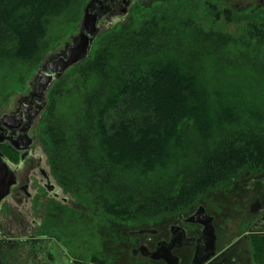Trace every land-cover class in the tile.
<instances>
[{"label":"trees","instance_id":"obj_1","mask_svg":"<svg viewBox=\"0 0 264 264\" xmlns=\"http://www.w3.org/2000/svg\"><path fill=\"white\" fill-rule=\"evenodd\" d=\"M87 1L0 0V94L43 62L51 20L65 13L79 25ZM192 1L180 0L182 12ZM204 2L210 19L243 33L206 30L167 4L139 10L69 71L83 85L65 93L62 78L47 97L40 130L54 175L116 221L150 227L264 173V105L254 99L264 92V7ZM256 243L264 264V238Z\"/></svg>","mask_w":264,"mask_h":264},{"label":"flooded vegetation","instance_id":"obj_2","mask_svg":"<svg viewBox=\"0 0 264 264\" xmlns=\"http://www.w3.org/2000/svg\"><path fill=\"white\" fill-rule=\"evenodd\" d=\"M9 134L13 140L18 136ZM4 148H8L7 151L4 152ZM0 150L15 177L0 205V264L258 263L255 248L256 242L264 238V191L251 185L254 181L242 184L238 181L226 190L237 189L241 184L243 189L254 192V200L244 210L249 220L243 225V232L232 241L221 245L223 234L217 218L222 210L212 212L205 207L214 219L215 248L211 249L204 226L187 220L197 210L162 220L150 228L140 225L137 229V226L117 221L122 227L117 235L112 228L115 220L110 215L103 222L108 226L105 229H99L98 212H92L90 225H87L81 212V193L76 190L80 185L75 184L76 188L68 190L70 187L54 180L52 169L43 165V159L35 163L32 150L19 152L8 142L0 144ZM17 207L30 221L23 233H18L15 227L20 217Z\"/></svg>","mask_w":264,"mask_h":264},{"label":"rangeland","instance_id":"obj_3","mask_svg":"<svg viewBox=\"0 0 264 264\" xmlns=\"http://www.w3.org/2000/svg\"><path fill=\"white\" fill-rule=\"evenodd\" d=\"M210 2H214L217 4H220V6L228 7L232 10H238V9H247L251 12L264 7V0H209ZM182 3V2H181ZM180 0H132L131 4H129V8L127 10V13L121 15L117 14L113 18H110V20H104L102 21L103 24L101 25L102 34L105 32H109L116 29H124L131 25V23L134 21V17L138 14V11L140 12L144 10H149L151 8H154L155 6H164L167 4V6L173 7L175 9H179L182 13L181 16L186 17H193L195 21L204 29L209 30L211 28L217 29L223 32H231L237 35L242 34V28L235 26L233 24H229L226 20H218L215 21L214 19H210L206 14V7L204 0H193L192 6L194 9L187 8L185 6V10L182 12V7H180ZM85 6V5H84ZM84 9V8H83ZM82 9V10H83ZM83 13V12H82ZM137 13V14H136ZM82 16V14H81ZM80 16V19H81ZM78 20V19H77ZM79 28L78 22H71V20H68L67 14H63L62 16L54 17L48 28V46H46L47 54L54 53L57 50H60L63 48L64 43L72 36L77 33V30ZM185 34V33H184ZM188 34L187 32L183 37L182 40L179 41L182 45H187L189 43L188 40ZM99 36V37H100ZM190 38V37H189ZM178 42V41H177ZM93 50V49H92ZM237 48H231V52L233 54L237 53ZM92 55V52L90 53L89 57ZM210 57V55H207ZM208 59V58H206ZM34 71V70H33ZM32 73V72H31ZM70 72L67 71L65 76L63 78H66L67 75ZM31 74H29L27 77H25L24 82L22 83H15L13 82L10 86H8V91L5 94H0V116L4 113H10L15 110V108L18 106V101L24 94H26L30 90V79L32 77H29ZM243 77V76H242ZM61 80V79H60ZM82 77L79 74L73 75L70 74L66 79L65 83L63 84V90L66 93L70 89H74L76 86L83 85L82 83ZM243 79H240V82ZM254 99L257 100L256 102H261L264 105V92H260V94H257L254 96ZM69 101L65 99L63 109L66 112L69 109ZM42 118V117H41ZM40 118V121H41ZM260 127L264 128V124L260 125ZM33 135V133H31ZM41 130H40V123L37 124L35 127V141L32 146V152L35 158V163L40 158L43 159V165L46 166L48 170L51 169V166L48 162L47 153L45 152V145L46 142L43 139ZM4 152L7 151L8 148H4ZM9 152V151H8ZM17 154V153H16ZM15 158V156H14ZM51 172V171H50ZM52 177L54 180H57L54 173H52ZM58 181V180H57ZM249 181H254L253 184L257 186L259 189L264 191V173L262 176L256 179H248V178H241L239 182L242 184L243 182L249 183ZM239 184L237 189H233L230 191H217L215 193H212L208 199H206L202 204H204V207L209 209V211H217L218 208L222 210L221 214H218V225L220 227V232L223 234V240L222 244L228 243L232 241L236 236H239L241 232H243L244 224L249 220L248 214L244 211L247 210V207L249 206V203L254 200L253 194L254 192H249V190H245L242 188V185ZM78 185V184H77ZM77 189L81 193L82 201H83V219L86 222L85 224L90 225L91 222L90 219L92 212L97 213L98 212V224L99 229H105L108 226L103 223L108 218V215L104 214L103 211H101L100 202L97 199H93L94 197L90 195V193H86L82 190L81 186H76ZM75 187V188H76ZM260 191V190H259ZM86 193V194H84ZM95 205V206H94ZM91 207H94L95 210H91ZM199 207V206H198ZM194 208V210H197V208ZM193 210V211H194ZM17 214L20 215L19 219L15 222L16 231L18 233H23L26 226L30 223V221L27 219V217L23 214H20L18 207L16 208ZM192 211V212H193ZM110 217V216H109ZM175 219V218H174ZM117 221L115 220L113 223H115L112 228L117 233L122 230V227L120 225H117ZM107 223V222H106ZM150 228L149 226H145ZM155 227V226H153ZM134 228V227H132ZM140 227H137V229ZM152 228V227H151ZM117 236L115 241H117ZM120 244V243H119ZM259 264V263H257Z\"/></svg>","mask_w":264,"mask_h":264},{"label":"water","instance_id":"obj_4","mask_svg":"<svg viewBox=\"0 0 264 264\" xmlns=\"http://www.w3.org/2000/svg\"><path fill=\"white\" fill-rule=\"evenodd\" d=\"M131 2L132 0H88L86 2L79 19L77 33L64 43L62 49L44 57L30 79V90L20 98L15 111L0 116V144L8 142L19 152L31 150L35 141V127L47 110L49 102L47 97L54 84L62 79L67 71L88 59L94 47L93 44L102 32V21L110 20L117 14L127 13ZM9 133L18 134V136H14L13 140L9 138ZM14 182L15 177L5 163L4 155L0 150V205ZM187 220L204 226V235L209 240L207 245L209 247L211 245V249H214V219L208 215L205 207L199 206L196 213Z\"/></svg>","mask_w":264,"mask_h":264}]
</instances>
